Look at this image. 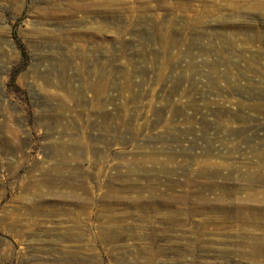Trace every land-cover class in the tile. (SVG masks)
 <instances>
[{
    "label": "rangeland",
    "instance_id": "374dc122",
    "mask_svg": "<svg viewBox=\"0 0 264 264\" xmlns=\"http://www.w3.org/2000/svg\"><path fill=\"white\" fill-rule=\"evenodd\" d=\"M258 153L264 0H0V264H264Z\"/></svg>",
    "mask_w": 264,
    "mask_h": 264
},
{
    "label": "bare ground",
    "instance_id": "6f19581e",
    "mask_svg": "<svg viewBox=\"0 0 264 264\" xmlns=\"http://www.w3.org/2000/svg\"><path fill=\"white\" fill-rule=\"evenodd\" d=\"M258 157L261 159L259 160L257 168L253 171V173H249L248 176L252 178V180L254 178L256 183L262 184L263 186L258 190H252L253 188H249L246 195L242 197L241 200L246 202V204L253 205L254 207L258 206V212L264 216V161H262L263 155L261 156V153H258ZM253 212L256 213L255 208Z\"/></svg>",
    "mask_w": 264,
    "mask_h": 264
}]
</instances>
